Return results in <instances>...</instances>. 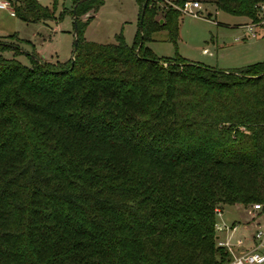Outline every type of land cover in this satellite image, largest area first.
Listing matches in <instances>:
<instances>
[{
	"label": "trees",
	"instance_id": "1",
	"mask_svg": "<svg viewBox=\"0 0 264 264\" xmlns=\"http://www.w3.org/2000/svg\"><path fill=\"white\" fill-rule=\"evenodd\" d=\"M9 1L24 21L54 18ZM137 1L128 44L85 39L103 0H72L63 61L26 65L0 34V264H225L216 208L258 203L264 216V57L219 69L158 56L144 41L159 27L175 41L184 0L161 22V0ZM214 2L264 19V0Z\"/></svg>",
	"mask_w": 264,
	"mask_h": 264
},
{
	"label": "rangeland",
	"instance_id": "2",
	"mask_svg": "<svg viewBox=\"0 0 264 264\" xmlns=\"http://www.w3.org/2000/svg\"><path fill=\"white\" fill-rule=\"evenodd\" d=\"M38 1L53 12L54 18L27 22L10 15L8 10L0 9V34L13 36L10 40L17 42L21 50L16 57L26 65L30 64V55L33 53L46 61L69 59L74 42V23L69 12L72 0ZM165 3L170 4L171 0L155 3L159 22L162 21L161 8ZM139 10L137 0H103L86 21L82 35L87 40L108 42L114 41L115 34L120 33L126 43L132 44L138 29ZM208 11L211 12L210 15ZM197 13V16L190 13L181 15L175 41L169 38L165 27H159L151 32L150 40L144 43L158 56L172 57L179 54L219 69L242 66L264 57V34L243 37V28L226 25L227 22L246 19L243 16L219 9L214 0L202 1ZM85 17L83 14L79 16L81 20H85ZM257 25L264 26V20L261 19ZM219 209V223L237 225L232 232H228L231 241L240 236L250 240L258 224L260 227L264 226V216L254 211L250 205L224 204ZM218 235L223 239L226 231H218Z\"/></svg>",
	"mask_w": 264,
	"mask_h": 264
},
{
	"label": "built area",
	"instance_id": "3",
	"mask_svg": "<svg viewBox=\"0 0 264 264\" xmlns=\"http://www.w3.org/2000/svg\"><path fill=\"white\" fill-rule=\"evenodd\" d=\"M200 7L201 4L198 0H184L182 4L178 5L182 13H190L194 16L198 15L197 10ZM0 8L8 10L11 15H14V10L9 0H0ZM259 9L264 13V2L259 3ZM254 24L256 23L253 22L247 29L251 35L254 34ZM252 208L257 211L260 208V204L253 203ZM216 213L217 215L221 214L219 207L216 208ZM236 227V224L231 225L227 222L219 223L216 221L215 223L217 231H226L225 238L222 239L218 236V244L225 246L230 255L226 264L264 263V226L260 227V224H258L250 240L248 238L245 240L244 237L240 236L235 241H231L228 232H232Z\"/></svg>",
	"mask_w": 264,
	"mask_h": 264
},
{
	"label": "crops",
	"instance_id": "4",
	"mask_svg": "<svg viewBox=\"0 0 264 264\" xmlns=\"http://www.w3.org/2000/svg\"><path fill=\"white\" fill-rule=\"evenodd\" d=\"M198 1H199L200 4H201L202 1H205V0H198ZM0 9H3V8H0ZM5 10H6V9H5ZM208 14L210 15L211 12L208 11ZM10 15H11V14H10ZM12 16H15V15H12ZM241 16H242V15H241ZM243 17L246 18V19H243L242 21L233 22V23H229V22H227L226 25H227V26L237 25V26L243 28V30H242V36H243V37H257V36H259V35H263V34H264V26L257 25L258 23H256V24H254V26H253L254 34L251 35L247 29H248V26L251 25L253 22H251L250 19L247 18L246 16H243ZM244 20H245V21H248V22H247L246 24H244V23H245ZM243 22H244V23H243Z\"/></svg>",
	"mask_w": 264,
	"mask_h": 264
},
{
	"label": "water",
	"instance_id": "5",
	"mask_svg": "<svg viewBox=\"0 0 264 264\" xmlns=\"http://www.w3.org/2000/svg\"><path fill=\"white\" fill-rule=\"evenodd\" d=\"M145 5L146 3L144 2L142 4V8H141V14H143L144 12V9H145ZM73 23H74V45L76 44V41H77V25H76V17H75V5L73 7Z\"/></svg>",
	"mask_w": 264,
	"mask_h": 264
}]
</instances>
